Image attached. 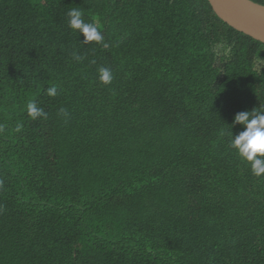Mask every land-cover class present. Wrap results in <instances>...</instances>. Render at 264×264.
Here are the masks:
<instances>
[{"label": "trees", "instance_id": "trees-1", "mask_svg": "<svg viewBox=\"0 0 264 264\" xmlns=\"http://www.w3.org/2000/svg\"><path fill=\"white\" fill-rule=\"evenodd\" d=\"M257 55L209 0H0V264H264V174L229 147Z\"/></svg>", "mask_w": 264, "mask_h": 264}, {"label": "clouds", "instance_id": "clouds-1", "mask_svg": "<svg viewBox=\"0 0 264 264\" xmlns=\"http://www.w3.org/2000/svg\"><path fill=\"white\" fill-rule=\"evenodd\" d=\"M256 4L264 6L259 3ZM67 16L68 27L77 34L83 35L84 39L81 42L82 44H88L93 41L100 43L104 40L98 25L85 22L82 12L79 9H71L67 13ZM74 58L77 60L81 59L79 56H74ZM254 62L255 65L258 66L264 63V59L257 55V57L254 58ZM112 79V72L109 68L100 67L98 69L99 82L107 85L111 83ZM47 95L55 97L57 95V88L55 86L48 88ZM257 106L258 104H249L236 111L230 129L235 125H240L243 130L235 136H233L231 132L232 135L229 139V147L235 151L242 162L249 165L254 176L260 177L261 174H264V110H259ZM61 113L67 116V112L64 109H61ZM27 114L33 119L47 116V113H45L42 108L38 107L35 102H31L27 105ZM220 135L224 136L225 132L222 130ZM3 173H5L4 165L0 167V175H3Z\"/></svg>", "mask_w": 264, "mask_h": 264}, {"label": "water", "instance_id": "water-1", "mask_svg": "<svg viewBox=\"0 0 264 264\" xmlns=\"http://www.w3.org/2000/svg\"><path fill=\"white\" fill-rule=\"evenodd\" d=\"M225 23L264 45V6L250 0H209Z\"/></svg>", "mask_w": 264, "mask_h": 264}, {"label": "bare ground", "instance_id": "bare-ground-1", "mask_svg": "<svg viewBox=\"0 0 264 264\" xmlns=\"http://www.w3.org/2000/svg\"><path fill=\"white\" fill-rule=\"evenodd\" d=\"M101 26L102 25H99L98 27H99V29L101 28ZM88 45H91V46H97V48L98 49H100V50H103V49H105L104 47V45H99V44H97V42H93V44H88Z\"/></svg>", "mask_w": 264, "mask_h": 264}, {"label": "rangeland", "instance_id": "rangeland-1", "mask_svg": "<svg viewBox=\"0 0 264 264\" xmlns=\"http://www.w3.org/2000/svg\"><path fill=\"white\" fill-rule=\"evenodd\" d=\"M255 1H260V2L264 3V0H255Z\"/></svg>", "mask_w": 264, "mask_h": 264}]
</instances>
